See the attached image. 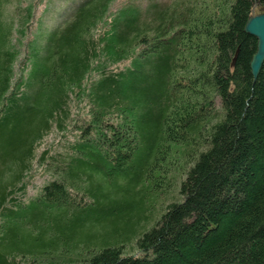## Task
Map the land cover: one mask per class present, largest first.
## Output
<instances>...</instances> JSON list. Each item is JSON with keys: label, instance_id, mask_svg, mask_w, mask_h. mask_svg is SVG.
<instances>
[{"label": "trees", "instance_id": "1", "mask_svg": "<svg viewBox=\"0 0 264 264\" xmlns=\"http://www.w3.org/2000/svg\"><path fill=\"white\" fill-rule=\"evenodd\" d=\"M7 1L0 226L26 230L33 220L15 212L42 204L61 220L75 213L80 232L127 220L129 235L130 211L140 217L174 182L177 198L135 237L138 252L119 233L84 260L264 264V63L254 78L257 38L244 30L264 0H80L47 30L36 18L44 0H18L17 22L4 17ZM38 172L47 180L24 201ZM59 248L69 249L0 246V264L19 253L55 264Z\"/></svg>", "mask_w": 264, "mask_h": 264}, {"label": "rangeland", "instance_id": "2", "mask_svg": "<svg viewBox=\"0 0 264 264\" xmlns=\"http://www.w3.org/2000/svg\"><path fill=\"white\" fill-rule=\"evenodd\" d=\"M80 0H44L37 6L36 9V18L42 16V29L47 30L54 26L61 18L65 15L66 11L76 4ZM141 3H146L147 0H138ZM203 1V0H200ZM208 1L209 0H204ZM18 0H8L4 8V17L6 19H13L17 22V18L20 15V8L24 10L22 5L19 9L17 8ZM36 25V23H35ZM57 133L50 134L47 138V144L49 142H57L58 136ZM47 174L38 172L31 178V183L28 187V192L23 198L24 201L30 199L31 197H37L39 190L43 183L47 180ZM177 188L173 182L169 185L164 192L155 199V206L150 207L142 212L140 217L138 208L133 211H130L129 215H133L134 219V231L131 234L128 228L130 223L123 220L115 225L112 224L110 219L102 220L99 223L93 225V227H85L83 231H79L77 223L73 224L71 218L75 217L74 214H69L70 217L63 215L59 219L61 213H58L57 209H44L42 204H35L31 206H26L20 208L15 213H21L25 217L32 219L34 225L29 226L26 230L19 227V221L6 220L0 226V246L5 248L13 249L18 251L22 248L34 249L39 248L44 245L53 244L55 242L62 243V245L69 247V249L59 248L57 251L54 250V254H60L61 258L59 262L55 264H88L84 260V256H89L101 247H103L108 241L114 240L116 234H127L123 235L120 239V243L123 244L124 249L129 253H136L138 249L135 243V237L145 228L154 224L155 220L159 217L163 211L166 203L172 199L177 198ZM71 212H77L70 210ZM128 218V217H126ZM47 219L49 224L46 225V221L39 220ZM46 228V229H45ZM22 229V230H19ZM79 231V233H78ZM27 234V236H26ZM140 236V235H139ZM4 244V245H3ZM77 247V248H76ZM64 251V253H63ZM24 256H16L17 262L14 264H47L48 256L47 253L27 254L25 258H28L27 262L21 260ZM31 258V259H30Z\"/></svg>", "mask_w": 264, "mask_h": 264}, {"label": "water", "instance_id": "3", "mask_svg": "<svg viewBox=\"0 0 264 264\" xmlns=\"http://www.w3.org/2000/svg\"><path fill=\"white\" fill-rule=\"evenodd\" d=\"M244 30L257 38L256 51L250 61L251 73L256 78L264 63V9L249 16Z\"/></svg>", "mask_w": 264, "mask_h": 264}, {"label": "bare ground", "instance_id": "4", "mask_svg": "<svg viewBox=\"0 0 264 264\" xmlns=\"http://www.w3.org/2000/svg\"><path fill=\"white\" fill-rule=\"evenodd\" d=\"M35 165V164H34Z\"/></svg>", "mask_w": 264, "mask_h": 264}]
</instances>
